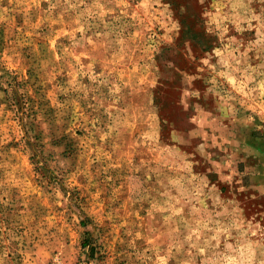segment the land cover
Returning <instances> with one entry per match:
<instances>
[{
    "label": "rangeland",
    "instance_id": "obj_1",
    "mask_svg": "<svg viewBox=\"0 0 264 264\" xmlns=\"http://www.w3.org/2000/svg\"><path fill=\"white\" fill-rule=\"evenodd\" d=\"M0 264H264V0H0Z\"/></svg>",
    "mask_w": 264,
    "mask_h": 264
}]
</instances>
